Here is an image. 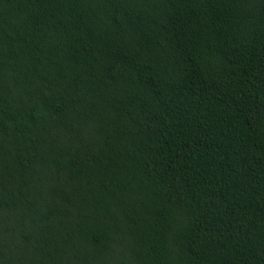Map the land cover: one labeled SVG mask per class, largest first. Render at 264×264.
<instances>
[{
    "label": "trees",
    "instance_id": "16d2710c",
    "mask_svg": "<svg viewBox=\"0 0 264 264\" xmlns=\"http://www.w3.org/2000/svg\"><path fill=\"white\" fill-rule=\"evenodd\" d=\"M0 264H264V0H0Z\"/></svg>",
    "mask_w": 264,
    "mask_h": 264
}]
</instances>
